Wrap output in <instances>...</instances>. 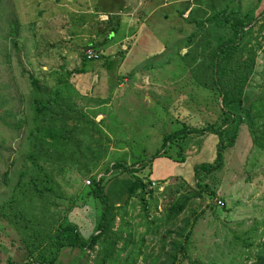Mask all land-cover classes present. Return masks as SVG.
Returning <instances> with one entry per match:
<instances>
[{
	"label": "rangeland",
	"instance_id": "rangeland-1",
	"mask_svg": "<svg viewBox=\"0 0 264 264\" xmlns=\"http://www.w3.org/2000/svg\"><path fill=\"white\" fill-rule=\"evenodd\" d=\"M117 1L133 3L0 0V173L9 170L15 180L31 148L30 130L35 128L30 78L33 75L49 90L69 95L101 128L98 131L97 124L89 122L90 136L79 137L84 149L90 145L96 150L102 142L101 156L95 162L84 157L80 166L72 162L64 164V170L60 167L61 209L81 205L80 191L92 177L105 175V191L111 203L119 200L123 204L129 194L135 195L119 210L127 212L128 226L124 230L130 229L135 237L133 248L137 253L132 257L133 264H172L169 254L174 240L185 241V251L177 253L179 258L173 264H259L264 244V150L254 146L246 124L240 127L234 145L225 150L223 166L200 176L202 188L204 184L208 186L202 189V197L189 200L172 220L166 219L168 202L178 197L175 190L182 193L200 189L194 165L215 159L218 136L210 135L202 143L191 141L186 161H173L174 167L169 169L171 180L156 179L160 185L155 180L156 184H150L145 193L143 184L152 178L153 162L146 161L148 165L133 174L134 170L121 173L113 167L117 161L131 165L133 156L136 160L148 159L160 148L163 135L180 128L182 121L203 126L220 120L219 104L207 101L209 91L191 78L190 62L195 55L191 50L202 37L197 24L186 20L192 8L199 11L198 17L205 8L210 12L208 3L212 0H147V11L166 2L150 13L146 24L149 28L140 30L136 23L120 26L117 36L99 44L114 24H101L97 13L110 12L113 4L121 8ZM235 6L242 12L256 7L258 14L264 10V0H235L231 8ZM13 19L18 21V34L12 31ZM261 21L251 24L254 35H258L252 44H261L256 49L253 75L257 82L262 81L264 63ZM190 36L193 43L188 42ZM121 41L124 47L119 44ZM89 43L94 47L87 48ZM189 43L190 48L186 46ZM89 49L99 55L85 60L83 54ZM187 51L190 54L183 57ZM21 120L26 123L17 127L14 122ZM86 164L91 171H79ZM209 190L216 192L210 194ZM6 195L7 190L0 186V196ZM144 200L146 210L141 202ZM49 204L52 207V202ZM92 209L96 208L88 205L78 209L77 223L86 235L93 231L92 218L96 219L100 211L93 216ZM27 251L20 234L0 220V264H26ZM130 252L131 249L121 251L120 256L127 257ZM69 256L75 255L68 254L65 260ZM87 258L89 264H95V253L90 252Z\"/></svg>",
	"mask_w": 264,
	"mask_h": 264
},
{
	"label": "trees",
	"instance_id": "trees-1",
	"mask_svg": "<svg viewBox=\"0 0 264 264\" xmlns=\"http://www.w3.org/2000/svg\"><path fill=\"white\" fill-rule=\"evenodd\" d=\"M234 2L235 0H224L221 8V0H212L208 3L210 12L205 8L198 17L196 11H199L192 8L186 17L189 22L197 24L202 37L198 41L201 42L194 44L195 49L192 47L191 50L195 54L190 62V65L193 64L191 78L196 85L209 91L207 101L219 104L220 120L203 126L182 121L180 128L163 135L160 148L149 156L150 159L136 160L137 157L133 156L134 162L131 165L117 161L113 166L115 170H121V173L134 170L131 172L133 174L146 167V161L153 162L159 157L182 163L186 161L191 141H201L209 134L218 136L215 159L194 165L196 184L200 189L182 193L175 190L178 197L168 202L167 220L175 219L192 198L202 197V189L208 186L204 184L205 188H202L200 176L223 166L225 150L234 145L243 124L248 126L254 146L264 150V63L260 72L262 81L257 82L253 80V75L257 66L256 49L261 44L258 41L257 47L252 44L258 35H254L251 26L261 19L260 27L264 28V10L256 14V7H253L242 12L239 7L231 8ZM13 21L12 31L18 34V21ZM116 31L117 27L113 26L99 44L108 41ZM193 40V36H190L188 42L193 43ZM16 42L17 39L14 40ZM190 43L186 45L189 48ZM89 46L94 47V44L89 43L87 48ZM191 51H187L183 57ZM86 54H83L85 60L88 57ZM30 78L33 85L35 123V128L30 130L31 148L25 155V162L18 170L15 180L11 179L9 170L0 173V186L7 190L5 197L0 196V220L11 225L23 239L28 250L26 264H89L87 257L90 252L95 253V264H133L132 257L137 253L136 248H133L136 244L135 237H132L130 229L124 230L123 227L128 226V221L125 220L127 212L119 210L125 208L134 194H129L123 204L111 203L105 191V175H101L92 177L80 191L81 205L61 209L63 196L60 192V167L64 170V164L68 166L72 162L80 166L84 157L95 162L101 156L102 142L97 144L99 146L96 150L90 145H87L86 150L83 148L82 138H79L84 135L87 139L90 136L88 123H97L79 109L69 95L57 89L49 90L33 75ZM25 123L24 120L14 122L17 127H22ZM97 130H101L98 124ZM94 141L99 140L95 138ZM130 141L133 142L134 138H130ZM140 162H144L143 166ZM136 164L137 167L134 166ZM57 167L59 172L56 173ZM79 171L88 173L91 169L86 164ZM138 178L143 181L142 177ZM153 181L155 180L152 178L144 181L143 193ZM209 191L210 194L216 192ZM140 195L144 199L143 194ZM44 201V205H39V202ZM88 201H96L97 204ZM34 202L38 203L33 205ZM49 202H52V207ZM141 202L146 210V201ZM88 205L96 208L92 209L93 216L98 209L100 211L99 215L96 214V219L92 218L95 224L93 231L86 235L77 219L80 216L78 209ZM117 217H120L118 221ZM171 246L173 250L169 256L173 264L179 258L177 253L185 251V241L174 240ZM130 249L127 257L120 256L121 251ZM71 253L75 256H69L65 260L66 255ZM261 255L259 264H264V244Z\"/></svg>",
	"mask_w": 264,
	"mask_h": 264
},
{
	"label": "crops",
	"instance_id": "crops-1",
	"mask_svg": "<svg viewBox=\"0 0 264 264\" xmlns=\"http://www.w3.org/2000/svg\"><path fill=\"white\" fill-rule=\"evenodd\" d=\"M117 2H118V5L121 4V8H115V6L113 4V8L110 10V12L97 13L98 14L97 21H101V24H104V23L114 24V26H117V29H120V26H129L130 24L136 23L137 28L141 30V29H144L145 27L149 28V26L146 24L148 23V17L150 16V13L153 12L156 9V7L166 5V2L163 3L162 5L157 4L156 6H154L153 8H150V10L147 11V8H144V4H145V2H147V0H144V2H143V0H138V1L133 0V3H130V4H125L124 2L122 3V1H121V3H120V1H117ZM186 10H187V6L183 12V16H184ZM112 17H115V18H112ZM166 18H167V16H166ZM149 22H150V20H149ZM154 22H156L155 18H154ZM115 36H117V32L112 34L108 41H110ZM121 43H122V45L124 44L123 41L119 42V44H121ZM123 47H124V45H123ZM210 135H215V134H209L206 137H209ZM211 138L213 140H216V136H212ZM173 167H174V162L168 158L159 157V158L155 159L152 163V173H151L152 180L157 179L159 181H162L161 179H163V181H164L165 178L171 176L169 169H171ZM171 178L172 177H170L168 179L171 180ZM115 204H120V201L116 200Z\"/></svg>",
	"mask_w": 264,
	"mask_h": 264
},
{
	"label": "built area",
	"instance_id": "built-area-1",
	"mask_svg": "<svg viewBox=\"0 0 264 264\" xmlns=\"http://www.w3.org/2000/svg\"><path fill=\"white\" fill-rule=\"evenodd\" d=\"M87 56H88V58H94V57H96L97 56V52H95L93 49H89L88 51H87ZM153 182H155V183H153ZM152 182V185H154V184H156V181H153ZM88 183H89V181H88ZM219 202L221 203V200H219Z\"/></svg>",
	"mask_w": 264,
	"mask_h": 264
},
{
	"label": "clouds",
	"instance_id": "clouds-1",
	"mask_svg": "<svg viewBox=\"0 0 264 264\" xmlns=\"http://www.w3.org/2000/svg\"><path fill=\"white\" fill-rule=\"evenodd\" d=\"M158 183H160V182H158Z\"/></svg>",
	"mask_w": 264,
	"mask_h": 264
}]
</instances>
